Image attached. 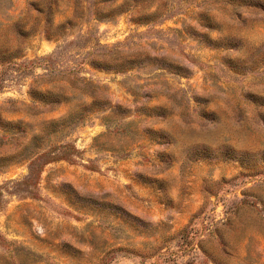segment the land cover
I'll list each match as a JSON object with an SVG mask.
<instances>
[{
    "label": "rangeland",
    "instance_id": "374dc122",
    "mask_svg": "<svg viewBox=\"0 0 264 264\" xmlns=\"http://www.w3.org/2000/svg\"><path fill=\"white\" fill-rule=\"evenodd\" d=\"M0 264H264V0H0Z\"/></svg>",
    "mask_w": 264,
    "mask_h": 264
},
{
    "label": "trees",
    "instance_id": "16d2710c",
    "mask_svg": "<svg viewBox=\"0 0 264 264\" xmlns=\"http://www.w3.org/2000/svg\"><path fill=\"white\" fill-rule=\"evenodd\" d=\"M62 148L65 149V151H62L63 153L57 155L55 157L56 159L57 158L58 159H66V160H69V161L73 162L74 161L73 155L80 154L79 149H77V147L75 145H73V144L67 143V144L63 145ZM36 166H38L37 161L33 160V161L30 162V166H29L30 173L26 177L24 183L31 182L34 179L35 183L39 184L41 173H39V169H37ZM33 196H34V194H33Z\"/></svg>",
    "mask_w": 264,
    "mask_h": 264
}]
</instances>
